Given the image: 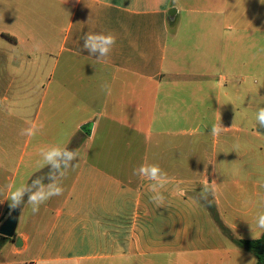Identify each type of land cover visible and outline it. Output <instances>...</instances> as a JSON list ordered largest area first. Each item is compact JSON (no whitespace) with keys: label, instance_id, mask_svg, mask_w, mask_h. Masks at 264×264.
<instances>
[{"label":"crops","instance_id":"crops-1","mask_svg":"<svg viewBox=\"0 0 264 264\" xmlns=\"http://www.w3.org/2000/svg\"><path fill=\"white\" fill-rule=\"evenodd\" d=\"M97 32L116 37L100 63L83 48ZM261 107L264 0H0V226L13 186L48 183L41 148L79 153L62 195L20 206L0 254L21 260L0 264H250L220 224L264 235ZM142 163L167 173L165 207Z\"/></svg>","mask_w":264,"mask_h":264},{"label":"clouds","instance_id":"clouds-1","mask_svg":"<svg viewBox=\"0 0 264 264\" xmlns=\"http://www.w3.org/2000/svg\"><path fill=\"white\" fill-rule=\"evenodd\" d=\"M116 43V37L105 33H86L83 38V48L86 49L91 56L95 57L97 63L102 62L108 57L113 46ZM32 49L34 52H40L41 42L33 40ZM102 90L108 94L111 92L109 85L101 86ZM256 121L260 128H264V107H261L256 112ZM35 124L26 129L21 130L22 135L34 137L39 128ZM222 126L213 125L211 127V134L217 136L221 133ZM40 160L37 161L40 169L50 167L47 174L48 183L44 182V178L38 177L33 179L30 184H21L13 186L8 193L7 200L10 201V208L15 209L25 203V196H27L26 203L31 207L33 214L40 210V206L50 200L52 197L63 194L62 181L67 176L69 170H75L78 166L79 153L76 150H70L67 146L57 143L49 147L41 148L39 150ZM134 175H139L151 181L150 191L152 193L150 201L157 209L166 206V197L162 193V189L169 183L167 173L155 163H142L138 168L133 170ZM209 195H214V189L210 187V183L205 184L201 191V196L207 199ZM251 230L252 226L250 225ZM255 227L264 232V209L258 212L255 218ZM253 237L258 233H253ZM254 264V259L250 262Z\"/></svg>","mask_w":264,"mask_h":264},{"label":"trees","instance_id":"trees-1","mask_svg":"<svg viewBox=\"0 0 264 264\" xmlns=\"http://www.w3.org/2000/svg\"><path fill=\"white\" fill-rule=\"evenodd\" d=\"M43 175H44V173L37 176V178L42 177ZM208 206H209L211 213L216 218V209H215L214 204H213V207H211V205H208ZM220 227H221L222 231L224 233H226L228 235V237L233 240V242L235 243V245L237 247H239L242 250H246L255 256L256 264H264V235H262L260 238L255 239V240L235 239V238H232V236H230V234L228 233V230L225 228V226L220 224ZM0 238H2L4 240H10V238H6L3 236H0Z\"/></svg>","mask_w":264,"mask_h":264},{"label":"rangeland","instance_id":"rangeland-1","mask_svg":"<svg viewBox=\"0 0 264 264\" xmlns=\"http://www.w3.org/2000/svg\"><path fill=\"white\" fill-rule=\"evenodd\" d=\"M33 143H34V141L33 140H31L30 141V146H29V152L32 150V147H33ZM27 201V199H25V202ZM25 204V203H24ZM53 204H54V202L51 204V206H53ZM208 205H211V207H213V204L212 203H208ZM31 209V207L27 204L26 206H25V210H30ZM12 211V208H9L8 209V212H7V215H6V217L10 214V212ZM5 217V218H6ZM24 217H25V215L23 214V217H21L20 218V226H18V229H17V233H19V231H20V229H22V227L24 226V223H25V219H24ZM224 233V232H223ZM225 234V233H224ZM16 237V236H15ZM15 237L14 238H12V239H10V240H14L15 239ZM9 240H4V239H2V238H0V246H1V244L3 245V244H6V243H8L9 244V242H8ZM7 244V245H8ZM244 251V253L246 254V255H248V256H250L251 257V259L253 260L254 259V263L256 264V258H255V256L252 254V253H250V252H248V251H246V250H243ZM21 260V258H19V257H16V256H13V254H12V252L11 251H9L8 249L6 250L5 249V252L1 255L0 254V262H8V261H11V262H13V261H20Z\"/></svg>","mask_w":264,"mask_h":264},{"label":"water","instance_id":"water-1","mask_svg":"<svg viewBox=\"0 0 264 264\" xmlns=\"http://www.w3.org/2000/svg\"><path fill=\"white\" fill-rule=\"evenodd\" d=\"M20 213H21L20 206L15 209H12L8 217L0 226V236L10 239L15 237L19 223Z\"/></svg>","mask_w":264,"mask_h":264}]
</instances>
